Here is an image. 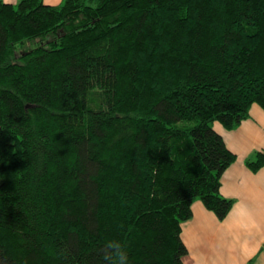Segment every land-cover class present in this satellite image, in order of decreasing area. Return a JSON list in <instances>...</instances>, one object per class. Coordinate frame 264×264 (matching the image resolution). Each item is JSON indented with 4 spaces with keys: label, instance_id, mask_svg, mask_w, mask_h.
<instances>
[{
    "label": "trees",
    "instance_id": "16d2710c",
    "mask_svg": "<svg viewBox=\"0 0 264 264\" xmlns=\"http://www.w3.org/2000/svg\"><path fill=\"white\" fill-rule=\"evenodd\" d=\"M252 104L264 0H0V264H184Z\"/></svg>",
    "mask_w": 264,
    "mask_h": 264
},
{
    "label": "crops",
    "instance_id": "0c3cea01",
    "mask_svg": "<svg viewBox=\"0 0 264 264\" xmlns=\"http://www.w3.org/2000/svg\"><path fill=\"white\" fill-rule=\"evenodd\" d=\"M18 0H3L14 5ZM58 5L61 0H43ZM213 129L236 156L221 177L220 194L233 199L228 215L219 221L201 202L191 204V218L181 224L180 238L187 249L184 264H264V167L251 172L244 164L264 150V112L249 108V118L234 130L218 122Z\"/></svg>",
    "mask_w": 264,
    "mask_h": 264
},
{
    "label": "clouds",
    "instance_id": "9594fccd",
    "mask_svg": "<svg viewBox=\"0 0 264 264\" xmlns=\"http://www.w3.org/2000/svg\"><path fill=\"white\" fill-rule=\"evenodd\" d=\"M126 260H127L126 253H124V252H120V254H119V261H120V264H125Z\"/></svg>",
    "mask_w": 264,
    "mask_h": 264
},
{
    "label": "rangeland",
    "instance_id": "374dc122",
    "mask_svg": "<svg viewBox=\"0 0 264 264\" xmlns=\"http://www.w3.org/2000/svg\"><path fill=\"white\" fill-rule=\"evenodd\" d=\"M214 123V122H213Z\"/></svg>",
    "mask_w": 264,
    "mask_h": 264
}]
</instances>
